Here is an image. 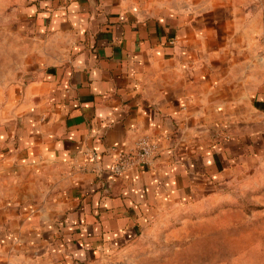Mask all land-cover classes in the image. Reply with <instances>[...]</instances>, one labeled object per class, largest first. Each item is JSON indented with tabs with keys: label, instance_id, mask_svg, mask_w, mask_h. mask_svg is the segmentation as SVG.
<instances>
[{
	"label": "crops",
	"instance_id": "1",
	"mask_svg": "<svg viewBox=\"0 0 264 264\" xmlns=\"http://www.w3.org/2000/svg\"><path fill=\"white\" fill-rule=\"evenodd\" d=\"M263 39L264 0H0V264L188 263L264 156Z\"/></svg>",
	"mask_w": 264,
	"mask_h": 264
},
{
	"label": "rangeland",
	"instance_id": "2",
	"mask_svg": "<svg viewBox=\"0 0 264 264\" xmlns=\"http://www.w3.org/2000/svg\"><path fill=\"white\" fill-rule=\"evenodd\" d=\"M255 164L252 177L206 200L189 232L175 235L183 246L174 256L186 257L185 264H264V156Z\"/></svg>",
	"mask_w": 264,
	"mask_h": 264
},
{
	"label": "built area",
	"instance_id": "3",
	"mask_svg": "<svg viewBox=\"0 0 264 264\" xmlns=\"http://www.w3.org/2000/svg\"><path fill=\"white\" fill-rule=\"evenodd\" d=\"M159 150V141L150 137H142L134 150L116 147L112 152V161L108 172L111 178L122 177L130 171L148 168ZM88 159L96 162L98 154L91 152Z\"/></svg>",
	"mask_w": 264,
	"mask_h": 264
}]
</instances>
